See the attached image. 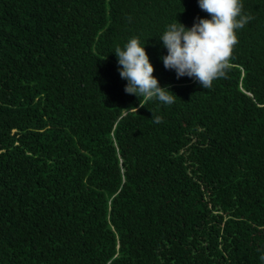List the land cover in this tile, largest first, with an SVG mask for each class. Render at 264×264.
I'll return each mask as SVG.
<instances>
[{"label":"trees","instance_id":"16d2710c","mask_svg":"<svg viewBox=\"0 0 264 264\" xmlns=\"http://www.w3.org/2000/svg\"><path fill=\"white\" fill-rule=\"evenodd\" d=\"M242 4L205 89L160 40L199 0H0V264H264V0ZM133 37L173 104L125 92Z\"/></svg>","mask_w":264,"mask_h":264},{"label":"clouds","instance_id":"9594fccd","mask_svg":"<svg viewBox=\"0 0 264 264\" xmlns=\"http://www.w3.org/2000/svg\"><path fill=\"white\" fill-rule=\"evenodd\" d=\"M199 7L211 18L198 17L191 28L180 22L168 25L160 37L168 50L162 59L166 69L176 71L177 78L195 77L205 89H211L213 81L226 78L231 67L234 48L239 42L236 30L254 17L243 13L242 0H199ZM114 52L122 66L121 78L128 81L127 94H134L140 100L155 98L166 105L175 102L177 96L161 87L153 75L155 68L138 37L131 38L124 49L117 47ZM153 119L155 123L163 122V118L155 114ZM257 251L262 253L260 260L264 261V250Z\"/></svg>","mask_w":264,"mask_h":264}]
</instances>
